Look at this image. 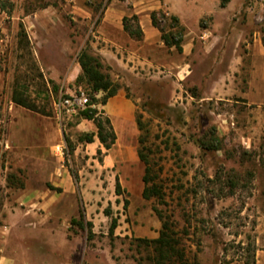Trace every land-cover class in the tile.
I'll list each match as a JSON object with an SVG mask.
<instances>
[{
  "label": "rangeland",
  "instance_id": "1",
  "mask_svg": "<svg viewBox=\"0 0 264 264\" xmlns=\"http://www.w3.org/2000/svg\"><path fill=\"white\" fill-rule=\"evenodd\" d=\"M8 1L11 14L0 16V241L10 237L8 246L40 264H154L152 250L137 239L158 238L165 220L191 264H264V0H209L207 7L174 0L193 37L188 56L167 46L144 48L142 38L126 31L136 55L158 60L159 68L150 69L137 59L120 66L116 50L104 54L98 40L109 6L131 12L145 0ZM147 3L160 7L157 21L168 33L169 2ZM212 8L215 13H204ZM30 22L49 28L28 30ZM136 23H129L133 30ZM22 31L29 45L20 43ZM83 51L135 102L162 199L142 197L145 166L138 153L136 163L104 169L105 148L88 152L80 141L92 125L80 115L56 119L57 98L88 88L78 62ZM175 62L182 68L169 67ZM76 63L80 74L72 76ZM15 85L45 114L17 106ZM102 97L97 93L95 103ZM31 196L60 201L47 210L25 205ZM19 205L49 213L59 250L52 252L44 235L5 229L8 207ZM112 217L118 221L113 235Z\"/></svg>",
  "mask_w": 264,
  "mask_h": 264
},
{
  "label": "crops",
  "instance_id": "2",
  "mask_svg": "<svg viewBox=\"0 0 264 264\" xmlns=\"http://www.w3.org/2000/svg\"><path fill=\"white\" fill-rule=\"evenodd\" d=\"M170 4V9L177 16L180 21L184 24L183 17L180 13L175 9L173 3L174 0H167ZM196 6H204L207 7L210 5L209 0H191ZM144 4L140 6H136L131 9V12H127V9L124 7H120L113 3L109 6L102 18L101 26H100V36H98V40H101L102 43L105 44V47L101 51L104 54H107L106 51L111 47V49H115L117 53V62L120 66L127 65V62L130 60H136L140 64H143V67H147L150 69L159 68V62L155 58H151L146 56L145 54L136 55L128 47V43L130 40L129 34L125 31L123 19L124 17H130L136 15L139 19V25L142 30V40L138 43L144 48L151 49H161L166 47L163 38L162 32L159 28L153 25L151 12L160 10V7L154 4H148V0L143 1ZM217 5V4H216ZM213 7V5H212ZM229 6L223 7V9H227ZM6 12H2L0 9V16H3ZM204 13L212 14L215 13L214 8L208 9ZM2 21H0V25ZM41 24V25H40ZM38 22H30L27 25L28 30H32V28L41 30H46L49 27L44 23ZM42 26V27H37ZM188 27V26H187ZM4 29V28H3ZM5 30V29H4ZM192 42L193 37L190 32L186 33L183 42V56H188L192 52ZM171 50L175 49V47H171ZM105 51V52H104ZM121 55V57L118 56ZM183 64L173 63V65H169L170 68H182ZM72 76H78L80 74L79 64H75L73 66V70L70 73ZM18 88L21 90V87L15 85L14 89ZM13 89V90H14ZM252 93V91H251ZM13 95V92H12ZM245 100H248L249 104H252L250 97L245 94ZM18 106V105H17ZM21 107V106H20ZM99 111L103 114L104 117H107L111 121V125L116 134V142L112 145L109 150L104 151L103 157V168L104 169H113L116 167H122L129 163L137 162V150L139 147V128L137 124L136 117V105L135 102L128 98L124 91H119L118 94L108 99L106 104H100ZM26 109V108H25ZM89 124L92 125V132H94V128H96L95 124L91 120H85ZM84 123H82L83 125ZM104 146L101 144L100 140L96 137L93 143L86 144V151L90 150H99ZM25 205L34 206L39 205L42 209L50 210L51 207L55 206L60 199L49 197V199L44 201H35V199L31 197H25L23 199ZM20 206V205H19ZM18 206V207H19ZM17 206L13 209L8 207L9 213L5 215V221L7 226L5 229L10 227L12 230L19 231H30L34 238H39L44 235V239L47 247L51 249L52 252L59 250V246H56L53 242H51V237L54 235V227L50 226L51 216L48 214L39 215L37 211L32 210L31 212H25L22 207L18 208ZM33 226V227H32ZM3 231H0L2 234ZM9 238L3 239L0 241V264H40L38 262H27L26 252L22 251L20 248H12L9 244Z\"/></svg>",
  "mask_w": 264,
  "mask_h": 264
},
{
  "label": "trees",
  "instance_id": "3",
  "mask_svg": "<svg viewBox=\"0 0 264 264\" xmlns=\"http://www.w3.org/2000/svg\"><path fill=\"white\" fill-rule=\"evenodd\" d=\"M0 9L2 12H6L7 14H11L13 10V4L8 0H0ZM159 12H152L151 18L153 25L160 29L162 32V38L165 45L169 48L175 47L179 53L183 52L182 42L183 38L186 34V28L181 24L180 19L172 15L170 20L172 25H170V31L168 33H164V29L160 27L157 21V14ZM162 16H165V13L160 11ZM131 20H134L136 23V29L133 30L131 25L129 24ZM125 31L129 32L131 36H136L137 38H142V30L138 23V17L133 15L131 18L124 17L123 19ZM176 29V31H173ZM20 43H25L29 45V41L27 39L26 34L22 31L20 34ZM78 62L82 68L83 74L81 78H85L88 84V88H90L93 92L102 93L103 97L97 103L106 104L108 99L115 96L119 92V86L115 85L110 77L103 72H101L100 68L102 67L101 63L98 59L91 56L87 51H83L78 56ZM12 101L23 108H26L31 111H39L38 107L32 103L28 97L25 95L23 90L15 88L13 90ZM96 102V101H95ZM42 114H45L44 111H39ZM80 116L83 119L91 120L94 122L97 133H87L80 138L81 142L93 143L95 137H98L101 144L104 146L106 150H109L113 144L116 142V134L111 125V121L109 118L104 117L103 114L97 109H89L81 112ZM137 124L139 130H142L141 123L137 119ZM144 138L142 136L139 137V149H138V157L140 161L144 164V175H143V183L144 189L142 192V197L146 200H150L152 198H163V189L162 186L156 182L157 174L155 173L149 156L145 153L144 149ZM97 153L102 154V149H99ZM235 186V183H233ZM117 193L121 194V185L119 180L117 179ZM128 204V201H126ZM105 213L107 216H110V211L106 210ZM159 216L164 219L162 215ZM77 221L72 220V224ZM90 227H92L91 223H88ZM82 225V224H80ZM118 226V221L116 218L111 219V225L109 232L111 235L114 234ZM83 228V226H82ZM175 233H172V226L168 221L163 222L162 231L160 236L156 239H137L139 243H142L146 249H151L154 256L150 259L154 264H191L185 257V253L182 249L178 247L179 241L174 237Z\"/></svg>",
  "mask_w": 264,
  "mask_h": 264
},
{
  "label": "built area",
  "instance_id": "4",
  "mask_svg": "<svg viewBox=\"0 0 264 264\" xmlns=\"http://www.w3.org/2000/svg\"><path fill=\"white\" fill-rule=\"evenodd\" d=\"M95 97H97V93L93 92L90 88L80 87L69 91L54 101V115L62 123L65 119L78 116L83 111L97 109L99 104L95 103ZM56 151L63 153V146L58 145Z\"/></svg>",
  "mask_w": 264,
  "mask_h": 264
}]
</instances>
